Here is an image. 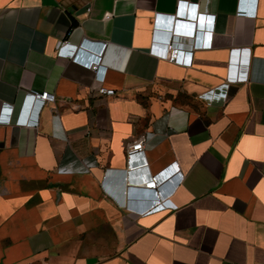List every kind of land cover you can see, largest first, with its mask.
Listing matches in <instances>:
<instances>
[{
  "label": "crops",
  "instance_id": "obj_1",
  "mask_svg": "<svg viewBox=\"0 0 264 264\" xmlns=\"http://www.w3.org/2000/svg\"><path fill=\"white\" fill-rule=\"evenodd\" d=\"M179 1L0 0V264H264V0H182L212 16L189 66L151 52L154 28L193 20ZM84 41L106 43L113 95L70 61ZM230 65L246 80L201 98ZM43 91L55 102L31 98ZM140 136L150 174H184L142 216L121 194L139 186L123 171Z\"/></svg>",
  "mask_w": 264,
  "mask_h": 264
},
{
  "label": "built area",
  "instance_id": "obj_2",
  "mask_svg": "<svg viewBox=\"0 0 264 264\" xmlns=\"http://www.w3.org/2000/svg\"><path fill=\"white\" fill-rule=\"evenodd\" d=\"M196 7L197 6L195 5H191L188 2L180 0L179 12L184 16L188 12L192 13L193 20L177 19L174 26L177 37L189 38L192 40L191 48L186 50L173 44V39L170 38V32L172 30L174 20V16H172V19L170 20L169 31L168 28L166 29V32L159 31L157 27L154 28V40L151 47V52L153 54L163 57L169 62L183 66H189L191 64L193 52L195 50L210 47L212 25L210 26L209 20L212 18V16L210 17L199 13L196 22ZM90 9L91 7L88 6L86 11L89 12ZM111 15V13L107 12L104 18L108 19L111 17ZM162 20L164 19H162L161 16H155L156 22L159 23ZM67 45H69L68 40H63L60 42L59 48ZM105 46L106 43L96 45L84 41L75 47V52L70 61L79 64L93 72L94 83L91 88L95 90L97 94L113 95L114 89L107 88L103 84L106 68L101 63V57ZM242 53L247 54L249 52L248 50L243 49ZM240 54L241 50L239 48L232 49L231 61L236 60L235 58H237V56L239 57ZM245 62L247 63L248 60ZM245 80L246 74L237 73V70L234 69V66L230 65L226 82L221 84L216 89H211L202 93L201 98L207 102L217 101L224 103L229 98V84H237ZM31 98L41 100L45 104L55 102L54 94L49 93L48 91H43L41 93L31 92ZM145 142V136H140L127 144L125 168L123 171V179L125 182L139 185H129L127 189L138 188L140 190H144V192L134 196V199H141L139 200L138 204H126V208L128 210L136 213L139 216L145 215L167 203V199L172 194L174 189L180 184L184 176L177 161L171 162L155 174H150L147 171V160L144 155ZM102 186L106 191L104 181H102ZM121 194L126 195L125 191L121 192Z\"/></svg>",
  "mask_w": 264,
  "mask_h": 264
},
{
  "label": "water",
  "instance_id": "obj_3",
  "mask_svg": "<svg viewBox=\"0 0 264 264\" xmlns=\"http://www.w3.org/2000/svg\"><path fill=\"white\" fill-rule=\"evenodd\" d=\"M174 24H175V22H174ZM173 24V25H174ZM174 27V26H173ZM142 192H144V190H140V189H135V188H132V189H127L126 191H125V193H126V196L127 197H129V198H135L134 196L135 195H138L139 193H142Z\"/></svg>",
  "mask_w": 264,
  "mask_h": 264
},
{
  "label": "clouds",
  "instance_id": "obj_4",
  "mask_svg": "<svg viewBox=\"0 0 264 264\" xmlns=\"http://www.w3.org/2000/svg\"><path fill=\"white\" fill-rule=\"evenodd\" d=\"M174 37H177L176 29H175V28H173V29L171 30V32H170V38H171V39H174Z\"/></svg>",
  "mask_w": 264,
  "mask_h": 264
}]
</instances>
